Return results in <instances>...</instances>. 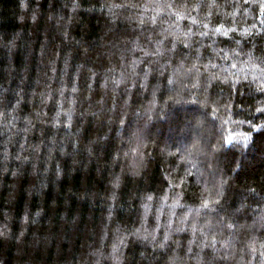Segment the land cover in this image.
<instances>
[{"label": "trees", "instance_id": "1", "mask_svg": "<svg viewBox=\"0 0 264 264\" xmlns=\"http://www.w3.org/2000/svg\"><path fill=\"white\" fill-rule=\"evenodd\" d=\"M260 2L0 0V264L264 261Z\"/></svg>", "mask_w": 264, "mask_h": 264}, {"label": "snow or ice", "instance_id": "2", "mask_svg": "<svg viewBox=\"0 0 264 264\" xmlns=\"http://www.w3.org/2000/svg\"><path fill=\"white\" fill-rule=\"evenodd\" d=\"M246 2H248V0H246ZM76 6H78V5H76ZM259 8H260V14H261V15H264V0H261V2L259 3ZM178 18H181V17L178 16ZM195 22H196V21L193 20V23H195ZM262 23H264V21H262ZM205 27H207V25H205ZM252 27L254 28L255 25H253ZM222 29H223V25H221L220 27H218V28L216 29V32H221ZM232 31H235V29H226V30H223V31H222V35L227 36L228 33H229V32H232ZM206 34H207V33H201V35H206ZM246 34H250V32H248V30H246ZM186 35H187V33H186ZM73 90L75 91V89H73ZM258 110H261V109H258ZM225 140H226V142L229 143V144L232 143V138H231V137H227V138H225ZM224 183H226V181H225ZM219 194H222V193H219ZM148 198L151 199V197H148ZM217 202H218V201H217ZM205 206H207V205H205ZM145 238H146V237H145ZM261 248H264V245H262ZM252 251L255 253V252H257L258 250L253 246V247H252ZM259 255H260L261 257H264V250L259 251ZM261 264H264V261H262Z\"/></svg>", "mask_w": 264, "mask_h": 264}]
</instances>
